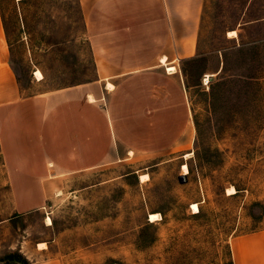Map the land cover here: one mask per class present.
<instances>
[{
  "label": "rangeland",
  "instance_id": "obj_1",
  "mask_svg": "<svg viewBox=\"0 0 264 264\" xmlns=\"http://www.w3.org/2000/svg\"><path fill=\"white\" fill-rule=\"evenodd\" d=\"M0 16L24 95L96 76L79 0H0ZM182 69L189 139L65 172L41 209L19 215L0 152V264H236V237L264 230V0H203Z\"/></svg>",
  "mask_w": 264,
  "mask_h": 264
},
{
  "label": "crops",
  "instance_id": "obj_2",
  "mask_svg": "<svg viewBox=\"0 0 264 264\" xmlns=\"http://www.w3.org/2000/svg\"><path fill=\"white\" fill-rule=\"evenodd\" d=\"M79 1L96 76L34 95L22 93L0 16V152L19 215L41 209L65 172L162 152L192 132L182 65L198 56L203 0ZM233 254L264 264V230L236 237Z\"/></svg>",
  "mask_w": 264,
  "mask_h": 264
},
{
  "label": "bare ground",
  "instance_id": "obj_3",
  "mask_svg": "<svg viewBox=\"0 0 264 264\" xmlns=\"http://www.w3.org/2000/svg\"><path fill=\"white\" fill-rule=\"evenodd\" d=\"M229 34H230V35H233V37H234V36L237 35V31H236V30H230ZM164 61H165V60H164ZM168 70H169V71H175L176 68L170 66V67L168 68ZM37 75L39 76V78H42V77H43V73H42L40 70L37 71ZM207 75H208V77H211V76L214 75V73H209V74H207ZM109 87L112 88L113 85H112V84H109ZM91 97L93 98V96H91ZM131 152H132V151H131ZM191 154H192V152H189V153L186 154V156L188 157V156H190ZM188 172H189V167H188L187 164H184V165H183V173L186 174V173H188ZM147 176H148V174H142V175H141V179H142V181H144V180L147 178ZM234 192H236V189H235L234 186H232L231 188H229V193H234ZM192 208H193L194 212H198V211L200 210L199 203L194 202V203L192 204ZM160 217H161V214L158 213V212H151V213H150V220H151V221H155L156 219H159ZM52 223H53V222H52V218H51V217H48V218H47V224L50 225V224H52ZM43 245H44V244H43Z\"/></svg>",
  "mask_w": 264,
  "mask_h": 264
},
{
  "label": "trees",
  "instance_id": "obj_4",
  "mask_svg": "<svg viewBox=\"0 0 264 264\" xmlns=\"http://www.w3.org/2000/svg\"><path fill=\"white\" fill-rule=\"evenodd\" d=\"M27 261V260H26ZM19 264H26V262L25 261H19Z\"/></svg>",
  "mask_w": 264,
  "mask_h": 264
},
{
  "label": "built area",
  "instance_id": "obj_5",
  "mask_svg": "<svg viewBox=\"0 0 264 264\" xmlns=\"http://www.w3.org/2000/svg\"><path fill=\"white\" fill-rule=\"evenodd\" d=\"M169 71V70H168Z\"/></svg>",
  "mask_w": 264,
  "mask_h": 264
}]
</instances>
